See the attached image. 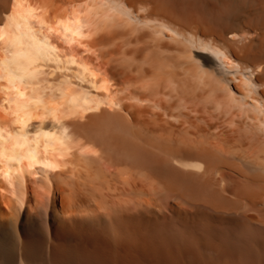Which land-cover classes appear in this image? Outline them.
Instances as JSON below:
<instances>
[{
	"label": "bare ground",
	"instance_id": "obj_1",
	"mask_svg": "<svg viewBox=\"0 0 264 264\" xmlns=\"http://www.w3.org/2000/svg\"><path fill=\"white\" fill-rule=\"evenodd\" d=\"M1 38L0 125L58 124L0 137V264H264V0H0Z\"/></svg>",
	"mask_w": 264,
	"mask_h": 264
},
{
	"label": "rangeland",
	"instance_id": "obj_2",
	"mask_svg": "<svg viewBox=\"0 0 264 264\" xmlns=\"http://www.w3.org/2000/svg\"><path fill=\"white\" fill-rule=\"evenodd\" d=\"M95 47L98 50V52H97L98 59H95V61L100 63L104 67L109 68L111 73L114 74L117 79L122 80L123 79V75L121 73H119V70L116 68V66H115L116 63L115 62L113 64L112 63H106V59H105V44L104 43H100V42H96L95 43ZM224 236L225 235H223L221 238L222 239L225 238ZM236 242L240 243V245L243 246V247L249 246V242H246V241L241 243V240H239V241H236ZM202 249H205V247L203 245H202Z\"/></svg>",
	"mask_w": 264,
	"mask_h": 264
}]
</instances>
